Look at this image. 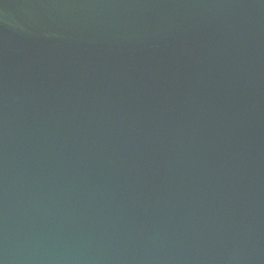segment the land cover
Wrapping results in <instances>:
<instances>
[{
    "label": "water",
    "instance_id": "95a60500",
    "mask_svg": "<svg viewBox=\"0 0 264 264\" xmlns=\"http://www.w3.org/2000/svg\"><path fill=\"white\" fill-rule=\"evenodd\" d=\"M0 264H264V0H0Z\"/></svg>",
    "mask_w": 264,
    "mask_h": 264
}]
</instances>
